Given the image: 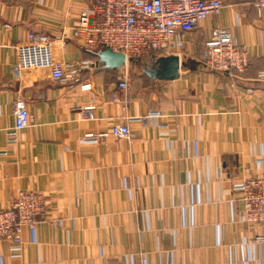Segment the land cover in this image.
Here are the masks:
<instances>
[{"label":"crops","instance_id":"obj_1","mask_svg":"<svg viewBox=\"0 0 264 264\" xmlns=\"http://www.w3.org/2000/svg\"><path fill=\"white\" fill-rule=\"evenodd\" d=\"M223 1L222 13L205 18L179 50V77L154 79L142 68L130 80L131 63L96 66L101 47L73 34L93 0H0V209L31 190L48 206L36 242L27 229L17 245L0 240V264H264L262 227L244 219L237 189L264 175V10L253 0ZM213 25L235 28L251 57L246 70L204 66ZM30 32L79 72L67 81L47 67L16 73ZM125 72L128 100L116 103ZM85 81L91 90L80 88ZM19 99L31 121L13 139ZM88 104L95 119L84 117ZM151 112L161 116L129 122L130 138L83 139Z\"/></svg>","mask_w":264,"mask_h":264},{"label":"built area","instance_id":"obj_2","mask_svg":"<svg viewBox=\"0 0 264 264\" xmlns=\"http://www.w3.org/2000/svg\"><path fill=\"white\" fill-rule=\"evenodd\" d=\"M253 5L258 12L264 10V0H253ZM224 6L223 0H93L91 6L83 8L78 14L73 34L86 46L109 47L124 53V66L128 67L130 60L142 56L179 55L188 35L200 27L205 18L220 15ZM209 32L203 52L206 68L242 72L249 67V51L239 43L235 28L213 25ZM17 50L16 73L26 68L47 67L52 70L54 79L67 81L79 72L75 63H63L53 58L50 40L43 35L30 32L27 42L20 44ZM89 63L83 62L81 68ZM95 65L99 66L100 63L95 62ZM260 77L264 78V69ZM92 87L90 81L80 84L83 91H89ZM129 88L128 74L125 72L118 79L112 100L126 103L128 98H122L121 92L126 93ZM81 109L86 119H95L94 104ZM15 114L16 124L9 132L13 139L31 121L30 112L20 99L15 102ZM150 116L161 114L151 112L128 117L126 122H115L107 131H87L83 139L98 142L107 136L130 138L129 122L146 121ZM237 189L242 193L244 219L248 223L261 225L263 233L256 239L264 242V175L245 179ZM47 218V196L39 191H22L8 209H0V240H9L17 245L22 242L23 230L27 229L31 241L36 242L38 223ZM56 224L60 226V220H56Z\"/></svg>","mask_w":264,"mask_h":264},{"label":"water","instance_id":"obj_3","mask_svg":"<svg viewBox=\"0 0 264 264\" xmlns=\"http://www.w3.org/2000/svg\"><path fill=\"white\" fill-rule=\"evenodd\" d=\"M98 63L105 67L120 68L126 64V56L122 52L113 51L109 47L97 50ZM181 58L177 54L158 56L153 65L145 67L144 72L154 79L172 80L179 77Z\"/></svg>","mask_w":264,"mask_h":264},{"label":"rangeland","instance_id":"obj_4","mask_svg":"<svg viewBox=\"0 0 264 264\" xmlns=\"http://www.w3.org/2000/svg\"><path fill=\"white\" fill-rule=\"evenodd\" d=\"M156 54H152L149 56H142L137 59L130 60L129 63H131L129 69H130V80L133 78H136L140 76L141 69L148 67L149 63H151L152 58H156Z\"/></svg>","mask_w":264,"mask_h":264},{"label":"trees","instance_id":"obj_5","mask_svg":"<svg viewBox=\"0 0 264 264\" xmlns=\"http://www.w3.org/2000/svg\"><path fill=\"white\" fill-rule=\"evenodd\" d=\"M137 59V58H136ZM133 60V59H132ZM152 60L154 61L155 60V58H152Z\"/></svg>","mask_w":264,"mask_h":264}]
</instances>
